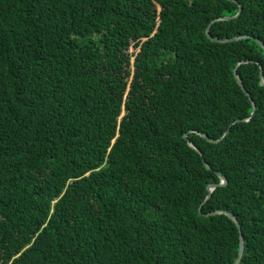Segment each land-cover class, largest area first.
Here are the masks:
<instances>
[{
	"label": "trees",
	"instance_id": "16d2710c",
	"mask_svg": "<svg viewBox=\"0 0 264 264\" xmlns=\"http://www.w3.org/2000/svg\"><path fill=\"white\" fill-rule=\"evenodd\" d=\"M262 44L264 0H0V264H264Z\"/></svg>",
	"mask_w": 264,
	"mask_h": 264
},
{
	"label": "water",
	"instance_id": "95a60500",
	"mask_svg": "<svg viewBox=\"0 0 264 264\" xmlns=\"http://www.w3.org/2000/svg\"><path fill=\"white\" fill-rule=\"evenodd\" d=\"M242 10V8H240V10H239V12H238V14L236 15V16H238L239 14H240V11ZM208 30H209V28H208ZM208 32V31H207ZM239 38H241V36H239V37H235L234 39H239ZM214 39H217V38H214ZM227 40H232V39H222V41H227ZM261 43V42H260ZM263 45V44H262ZM264 46V45H263ZM235 74L237 75V70L235 69ZM260 77L263 79V73H262V71H261V73H260ZM262 83L264 84V81L262 80ZM242 85V88L245 90V92L247 93V95H249V97H250V99L253 101V103H254V105H255V101L251 98V94H250V92L245 88V86L243 85V84H241ZM254 109H255V107H254ZM203 136H205L206 138H208L206 135H203ZM209 139V138H208ZM192 145H194L193 144V142H190ZM208 166V165H207ZM220 177H221V181H220V183H211V184H209V186H208V189H209V194H208V196H207V198H209L210 196H211V193H212V191H213V189L215 188V187H217L218 185H223V184H225L226 182H227V179H226V177H224L223 175H221L220 174ZM230 217H232L237 223H238V220L235 218V216H233V214H231V213H229V212H226ZM238 226H239V230H240V252H239V257H238V260H237V262H236V264L240 261V259H241V256H242V254H243V250H244V237H243V234H242V232H241V228H240V224L238 223Z\"/></svg>",
	"mask_w": 264,
	"mask_h": 264
},
{
	"label": "rangeland",
	"instance_id": "374dc122",
	"mask_svg": "<svg viewBox=\"0 0 264 264\" xmlns=\"http://www.w3.org/2000/svg\"><path fill=\"white\" fill-rule=\"evenodd\" d=\"M130 82H131V81H129V83H130ZM128 88H129V87H127V90H128ZM124 113H125V112H123L122 114L124 115Z\"/></svg>",
	"mask_w": 264,
	"mask_h": 264
},
{
	"label": "clouds",
	"instance_id": "9594fccd",
	"mask_svg": "<svg viewBox=\"0 0 264 264\" xmlns=\"http://www.w3.org/2000/svg\"><path fill=\"white\" fill-rule=\"evenodd\" d=\"M254 111H255V109H254Z\"/></svg>",
	"mask_w": 264,
	"mask_h": 264
}]
</instances>
